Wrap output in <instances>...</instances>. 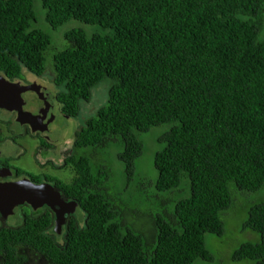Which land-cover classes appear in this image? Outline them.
Here are the masks:
<instances>
[{
  "label": "trees",
  "instance_id": "16d2710c",
  "mask_svg": "<svg viewBox=\"0 0 264 264\" xmlns=\"http://www.w3.org/2000/svg\"><path fill=\"white\" fill-rule=\"evenodd\" d=\"M39 5L53 30L71 20L96 29L70 28L57 47L37 26L35 0H0V71L12 77L23 68L53 72L61 110L71 118L92 89L106 84L107 94L75 131L67 162L72 180L57 183L77 202L63 243L47 232L48 212L26 213L16 227L0 230V264L211 261L205 234H223L231 185L264 188V0ZM161 124L169 128L157 138L158 175L150 184L164 207L140 211L111 193L113 173L100 156L117 147L127 190L143 152L138 133ZM174 189V199L162 194ZM242 229L259 239L241 243L231 259L264 264V201L248 208Z\"/></svg>",
  "mask_w": 264,
  "mask_h": 264
},
{
  "label": "rangeland",
  "instance_id": "374dc122",
  "mask_svg": "<svg viewBox=\"0 0 264 264\" xmlns=\"http://www.w3.org/2000/svg\"><path fill=\"white\" fill-rule=\"evenodd\" d=\"M36 7L40 12L39 20L37 26L49 32L54 40V43L57 47L63 46L64 33L73 27H83L88 29L91 32V29H96V26L83 24L77 20H71L65 23L63 26L59 27L56 30H53L51 26L45 21L44 14L45 10L41 8L40 0H35ZM39 5V6H38ZM53 43V41H52ZM25 78L28 81H35L40 85H45L50 88V91L54 93L52 87L47 84V80H43L41 78H37L35 75L26 72V69H22ZM51 76V75H50ZM52 77V76H51ZM56 87H58L56 85ZM107 85L103 84L101 86H97L92 89L91 98L88 102H80L79 104V116L74 117L69 120L61 119L53 116L47 117V126L51 131L52 129V137L53 138V150L58 151L61 149L68 141L71 142L74 138V131L78 130L81 125V121L86 118V116L93 115L96 109L102 105L105 101L107 94ZM31 108L32 104H28ZM79 120H78V119ZM80 121V122H79ZM45 126V128L47 127ZM169 128V124H161L158 126L152 127L149 131L144 133H138V138L143 144V152L140 157L136 161L135 165V176L129 183V188L124 190L125 186V174L123 172V163L117 158V147L114 145L110 146L105 150L106 153H103L100 158L101 161L112 170L113 180L110 183L113 188L110 189L113 195H118V197L123 198L124 201H129L131 204H136V208L140 211L145 212H155L156 210L160 211L164 206L161 204V200L157 198L158 192L156 191L153 184L150 182H155L157 179V170L153 164V157L157 150L162 147V144L157 141V138L165 132ZM11 128L3 127V132L0 137H10ZM68 142V144H69ZM5 151L8 155L15 154L16 150L10 144L5 147ZM57 153V152H56ZM55 157H58L55 156ZM25 161V162H24ZM28 159L23 160L19 157L18 160L13 161V165L20 166L23 170H27L30 172H36L34 166L30 164ZM60 164V160L57 161ZM70 169H50L46 168L45 173H48L64 183H69L74 174L69 171ZM140 182H144L145 184H138ZM148 182V183H147ZM232 192V204L230 208L224 211L221 214V218L224 223V232L222 235H215L206 233L205 234V245L209 252L211 253L212 259L211 261H196L195 264H249L247 262H236L231 259L233 251L243 242L251 241L256 242L259 239L258 234L252 231H245L242 229V224L247 217L248 208L253 204L264 201V188H261L257 191L249 192V191H238L234 185L230 187ZM172 190L170 193H162L168 194L172 199L176 197V192ZM162 197H165L162 195ZM20 209H17L15 214L9 216V222L11 224L16 225L21 221L18 217L17 212L20 214ZM23 213H27L25 209ZM81 218V217H80ZM83 220V219H82ZM82 220L80 224H82ZM137 223L140 226H144L143 223ZM59 243H63L62 239L59 238ZM38 263V262H36Z\"/></svg>",
  "mask_w": 264,
  "mask_h": 264
},
{
  "label": "flooded vegetation",
  "instance_id": "af4514ba",
  "mask_svg": "<svg viewBox=\"0 0 264 264\" xmlns=\"http://www.w3.org/2000/svg\"><path fill=\"white\" fill-rule=\"evenodd\" d=\"M26 72L33 74L27 69ZM0 76L3 77L5 81L11 83H22L23 85L37 83L35 81H28L25 78L24 73L22 71L20 75L17 77L5 75L3 72L0 71ZM35 76L37 78H41L47 81H49L50 79V81L47 82V84L50 85L49 87H52L53 91L55 90L54 93L51 92L50 88H48L47 86L45 85L42 86L47 88V90L50 93V96H52L53 98V101L56 100V103L58 105V113L42 111L39 116H35L34 118L39 119L42 118L43 115V117L54 116L56 119V115L57 116L60 115L61 117H69L71 119V117L68 114L63 113L61 110L60 102L57 98V93L59 91V88L56 87V84L54 83L53 72L48 71L43 75H35ZM35 96L38 102L37 104H39V100H38L39 97L37 95ZM32 98L34 99L33 96ZM40 109L38 106L33 114L37 115ZM34 118L32 119L33 123H34ZM35 124L40 125V120H37ZM3 127L5 128L10 127L12 130L10 133V137H0V185L4 183L8 184L22 180H28L33 184H38V185L48 183L53 187H56L66 201L72 200L71 198L67 197L64 194V192L61 190V187H59V185L57 184L59 181L60 182L62 181L48 173H45V170L46 168L49 167L50 169H66V170L70 169L69 171L71 172V167L67 166V162L73 152L74 138L71 142L68 141L69 144L67 142L61 149H59L58 151H54L53 150L54 142L52 139L54 137H52V129L50 131L47 126L44 133L38 128L36 130H33L30 123L21 122L20 120H18V112L16 110H9L5 107L0 106V135L3 132ZM74 136H75V131H74ZM8 144L14 147V150H16L15 154L8 155L6 153L5 147ZM57 155L58 157H55ZM19 157H21L23 160L28 159V161H30V164H32L34 166V169L37 171L30 172L25 169L22 170L20 166L13 165L12 162L18 160ZM58 160H60V164L57 163ZM17 209H20L19 210L20 214L18 212L16 214L21 219L19 223H22L23 219L26 216V214L23 213L25 209L27 210V214L29 215L36 213L35 215L36 217H39L40 215L48 212L50 216V223L47 226L48 234H50L54 239H56V237H60L61 239H63L65 235L64 230L66 229V227L63 224L61 232L60 233L55 232L54 230L55 219H56L55 213L48 206L43 205L38 209H33L30 205L24 203L16 206L13 209V214H15ZM9 216L10 215L4 217L3 214L0 212V230L2 228L16 227V225H18V223L16 225L11 224L9 222ZM76 217L77 214L75 212L68 214L67 217L65 218V223H67V221L70 218L76 219ZM1 258L3 257L0 255V262L2 261Z\"/></svg>",
  "mask_w": 264,
  "mask_h": 264
},
{
  "label": "water",
  "instance_id": "95a60500",
  "mask_svg": "<svg viewBox=\"0 0 264 264\" xmlns=\"http://www.w3.org/2000/svg\"><path fill=\"white\" fill-rule=\"evenodd\" d=\"M39 97L37 104L36 96ZM34 97V99L32 98ZM37 97V98H38ZM49 91L38 83L23 85L22 83L7 82L0 76V106L18 112V120L30 123L33 130L37 128L43 133L47 126V117L34 118L42 111L58 113L56 100H51ZM28 104H32L30 108ZM39 106V113L33 114ZM54 117V116H53ZM56 117L69 120V117ZM34 118V123L32 119ZM55 118V117H54ZM46 119V120H45ZM40 120V125L35 122ZM53 139V138H52ZM28 204L33 209H38L43 205L48 206L55 213V232L60 233L65 218L75 211L77 202L66 201L60 191L48 183L33 184L28 180L0 185V212L4 217L13 214V209L21 204Z\"/></svg>",
  "mask_w": 264,
  "mask_h": 264
}]
</instances>
